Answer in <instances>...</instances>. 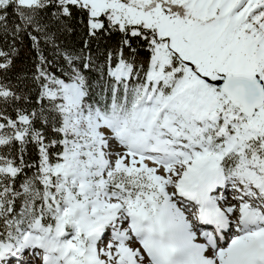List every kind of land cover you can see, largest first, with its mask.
I'll list each match as a JSON object with an SVG mask.
<instances>
[{
    "label": "snow or ice",
    "instance_id": "snow-or-ice-1",
    "mask_svg": "<svg viewBox=\"0 0 264 264\" xmlns=\"http://www.w3.org/2000/svg\"><path fill=\"white\" fill-rule=\"evenodd\" d=\"M0 264H264V0H0Z\"/></svg>",
    "mask_w": 264,
    "mask_h": 264
}]
</instances>
